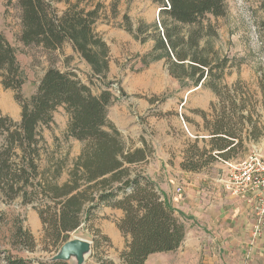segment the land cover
Returning <instances> with one entry per match:
<instances>
[{
    "label": "trees",
    "instance_id": "trees-1",
    "mask_svg": "<svg viewBox=\"0 0 264 264\" xmlns=\"http://www.w3.org/2000/svg\"><path fill=\"white\" fill-rule=\"evenodd\" d=\"M72 0H16L19 11V41L25 46H41L57 50L69 41L91 66L93 74L105 75L108 69V45L95 31L102 5L91 9ZM158 25L145 32L139 22L134 28L127 15L123 25L134 38L155 41L142 63L164 59L170 75L182 87H208L216 95L222 93L221 80L229 60L218 55L209 40L215 35L210 17L223 16L225 0H158ZM67 7L58 12L56 5ZM143 34V35H142ZM18 48L0 31V83L14 92L21 107L18 120L0 110V202L20 201L37 211L46 246L60 249L70 234L84 226L92 231V248L108 238L94 227L101 207L121 210L117 228L125 238L119 264H147L148 255L175 251L184 239L186 228L157 184L134 165L145 161L152 151L145 143L131 148L114 123L107 119V108L113 94L102 90L94 94L90 87L71 71L54 66L45 69L35 92L23 96V69L17 60ZM63 107L67 115L64 136L83 143L79 155L69 168L67 178L59 183L63 163L52 162L40 169L42 133L53 125V113ZM211 148L226 158L237 137L217 124L212 131ZM207 151L193 153L182 162L186 171H198ZM8 227L3 228V226ZM10 244L4 247L3 244ZM0 264H30L23 252L34 251V239L23 220L0 210ZM41 260L42 264H71L60 260ZM99 264H116L100 257Z\"/></svg>",
    "mask_w": 264,
    "mask_h": 264
},
{
    "label": "rangeland",
    "instance_id": "rangeland-1",
    "mask_svg": "<svg viewBox=\"0 0 264 264\" xmlns=\"http://www.w3.org/2000/svg\"><path fill=\"white\" fill-rule=\"evenodd\" d=\"M15 1L0 0V31L18 48L17 60L26 77L21 87L23 96L29 98L35 92L45 69L51 66L73 72L94 94L109 89L113 101L107 108V119L114 123L127 146L135 148L145 143L152 151L145 161L132 167L150 177L160 190L165 189L170 205L186 228L184 242H200L198 259L203 264V257L212 253L206 246L208 234L216 232L212 224L235 222L238 214L233 208L241 204L237 198L245 202L240 197L230 198L218 180L227 171L225 161L235 162L254 152L264 155V0H225V14L215 19L210 17L215 35L204 37L202 42L209 40L218 55L229 60L221 80L222 93L218 95L204 86L182 87L168 72L164 59L147 65L142 63V56L151 51L155 41L151 38L142 41V36L134 38L123 25V16L129 17L134 28L139 22L143 23V34L150 33L154 23L158 25V0L71 1L86 9L96 3L102 5L94 27L108 45L105 75L93 74L91 66L69 41L57 50L23 46L18 39L20 13ZM66 7L64 2L56 5L58 12ZM0 110L14 121L20 117L21 107L14 92L4 89L1 83ZM53 122L42 133L45 142L39 167L43 169L52 162H62L63 172L58 179L62 183L83 143L64 136L68 122L63 107L53 113ZM217 124L237 134L226 158L219 157L215 150L209 151L211 133ZM204 150L207 152L202 157L194 158L199 157V163H203L200 170L182 168V162L190 160L196 151ZM0 210L8 217L19 215L31 232L34 251L23 252L31 260L30 264H42L43 258L57 252L56 248L46 246L40 218L31 204L0 202ZM119 211L112 207L99 209L94 227L108 240L92 248L84 264H99L100 257L120 263L119 254L125 242L117 228L122 217ZM250 215V237L264 238V225L257 228L253 211ZM6 227L8 225L2 229ZM92 233L84 225L74 230L70 238H84L92 246ZM253 241L250 247L256 245ZM3 245L10 247L9 243ZM240 258L243 264L264 263V244H258L252 252L246 250ZM69 263L75 264L73 260ZM155 263L156 260L151 259L150 264Z\"/></svg>",
    "mask_w": 264,
    "mask_h": 264
},
{
    "label": "crops",
    "instance_id": "crops-1",
    "mask_svg": "<svg viewBox=\"0 0 264 264\" xmlns=\"http://www.w3.org/2000/svg\"><path fill=\"white\" fill-rule=\"evenodd\" d=\"M161 190L163 191L165 197L169 200L165 189L161 188ZM223 190L230 196V198H235L236 200L238 197L230 195L224 188ZM237 201L241 204L233 208L237 209L236 213L238 214L235 216V222H229V220H227L228 222H223L220 226L216 225L217 223L212 224L213 227H216V232L211 235L208 234V244L206 245L212 253H208L207 256L203 257V264H243V260L240 258L243 252L246 250L252 252L256 249L258 244H264V238L250 237L252 227L250 218L252 211H250V206L246 202L241 201L239 198H237ZM119 213L123 216L121 210ZM122 237L125 242L123 235ZM184 240L185 236L181 245L175 251L159 252L148 255L146 263L150 264L152 259L156 260L155 264H200L198 258H200L201 252L197 250L200 247V242H184ZM253 240H255L256 245L250 247L249 245ZM251 245H253V243H251ZM203 246L205 247V245ZM115 263L118 264L117 262Z\"/></svg>",
    "mask_w": 264,
    "mask_h": 264
},
{
    "label": "built area",
    "instance_id": "built-area-1",
    "mask_svg": "<svg viewBox=\"0 0 264 264\" xmlns=\"http://www.w3.org/2000/svg\"><path fill=\"white\" fill-rule=\"evenodd\" d=\"M226 173L218 179L232 196H238L250 206L257 219V228L264 225V155H251L235 161H225Z\"/></svg>",
    "mask_w": 264,
    "mask_h": 264
},
{
    "label": "water",
    "instance_id": "water-1",
    "mask_svg": "<svg viewBox=\"0 0 264 264\" xmlns=\"http://www.w3.org/2000/svg\"><path fill=\"white\" fill-rule=\"evenodd\" d=\"M92 249L91 242L84 238H69L64 244L60 246V249L47 261L60 260L67 261L73 260L75 264H84L86 256Z\"/></svg>",
    "mask_w": 264,
    "mask_h": 264
}]
</instances>
